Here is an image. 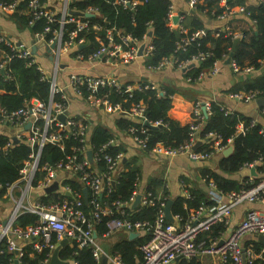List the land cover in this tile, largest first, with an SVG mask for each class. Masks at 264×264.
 Masks as SVG:
<instances>
[{
  "label": "built area",
  "instance_id": "2783aa9c",
  "mask_svg": "<svg viewBox=\"0 0 264 264\" xmlns=\"http://www.w3.org/2000/svg\"><path fill=\"white\" fill-rule=\"evenodd\" d=\"M21 1L23 0H0V8L5 12H14ZM53 1L55 5L49 4L46 0H26L23 8L26 10L28 24L33 25L41 19L43 21L42 29L36 30L33 34L32 45L35 50L41 48L50 55L49 67L38 62L36 52H33L30 47L18 49L9 38L0 33V45L3 44L9 49L7 51L0 46V70L3 72V78L12 79L8 63L12 57L19 56L28 60V64H34L40 73V78L49 83L47 101L34 98L10 111L0 106V123L20 126L21 129L16 138L25 140L31 146L30 153L20 168L19 177L13 182L0 184V189L4 188L2 196L11 204L8 217L0 218V243L4 241L8 251L15 253L17 250L15 256L11 258L10 264H21L19 256L25 243L31 244L32 249L36 252L48 247L49 253L43 259V264H48L51 252L64 238L71 242L72 246L75 244L78 248H91L95 261L101 262L104 252L96 241V225L103 216H113V218L107 222V230L101 235L102 237H108L115 230L148 233V238L138 247L142 258L137 264H168L176 258H198L207 254L216 255L223 264H259L258 261L262 259V253L252 245L242 246L240 239L246 233L264 235V212L256 209L246 210L243 219L230 229L228 234L210 243L200 239L199 235L209 231L218 222L227 226L230 222V213L238 204L264 202L263 156L253 163L245 164L263 165L261 176L256 181L248 180L246 182L250 185L223 192L217 187L214 180L209 179V188L216 190L218 194L216 198H212L215 203L212 205L201 203L190 211L186 221H183L177 214L173 215L174 222H168L164 212L166 197L162 193L152 195L149 191L140 190L138 177L134 189L126 200H113L110 204L100 202L99 198L104 189L109 191L114 186L113 183L115 184L117 175L123 170L125 152L110 150L120 145L114 136L109 137L98 146L89 142L87 134L89 125L81 122L77 116L68 111L71 94L83 100L91 108L100 107L107 112L128 114L136 118L140 122V126H130L127 132L143 148L146 138L140 137L139 134L147 133L149 128L147 123L153 126H159L162 123L160 121L151 123L147 120L142 101L133 104L127 110L120 102L112 104L108 99V94L102 92L105 87L118 91L121 89L130 91L132 89L129 85L121 83L111 76L71 71L63 65V56L69 55L68 58L72 60H84L92 65L97 62L127 64L139 56L146 59L153 46L147 35H144L142 40L119 30H116V35H114L115 27L113 26L104 29L105 33L102 39L99 32L103 26L90 24L88 17L85 16V14L97 13L96 7L87 6L84 11L73 14L72 12L77 11L71 5L72 0ZM144 1L146 0H113V3L133 9L136 4ZM239 10H243V8L240 7ZM229 13L230 10L219 16L223 17ZM167 17L169 23L172 24L174 14L171 6ZM177 21L179 30L186 33L187 31L182 25L183 16H177ZM68 24H72V27L67 28ZM90 28L95 32L98 46L93 52L84 54L79 51V46L88 40L86 32ZM227 33L234 39L241 35L237 32L228 31ZM202 34L203 29H196L190 34L186 33V36L177 41V48H185L190 41ZM140 45H143L141 54L138 53ZM208 55V52H198L182 61L171 56L163 57L157 65L148 67L163 69L171 66L184 71L190 64H197ZM228 57L229 54L225 56V58ZM218 63L219 60H215L207 72H199L194 79H200L206 73H217ZM228 63L235 72H250L252 70V66L240 67L232 57L229 58ZM60 74L65 77L64 81L61 80ZM186 80L193 79L186 77ZM143 87L155 89L157 95L163 94V91L155 84L147 82ZM229 95L241 101H250L256 98L254 91H237L231 92ZM218 105L224 108L227 113L232 112L223 105ZM210 113L211 104L209 102L195 101L191 110V121L188 124V142L178 147L164 146L162 142H157L152 151L169 158L186 155L193 162L210 159L215 153L221 152L231 144L233 135L228 137L224 143L223 137L219 133L209 131L201 138L203 147L193 149L196 137L199 136ZM60 115H64L63 120L59 118ZM27 122H30L28 128L25 127ZM255 122L256 120L252 118L249 121V126L254 125ZM164 125L166 126V124ZM246 128L243 121L240 120L235 125L234 134H244ZM259 132L264 137V127H261ZM69 138L73 139L75 143L67 145L66 140ZM11 141L9 140L4 145L3 151L11 145ZM48 143L56 145L66 152L59 161L53 164H40L42 149ZM66 148L68 149L66 150ZM89 149L92 150L91 160L87 155ZM64 179L78 181L81 188L77 189L70 184H65ZM54 181L57 182V188L46 192L45 188ZM181 183L182 195L189 198L190 194L187 190L189 185L184 181ZM83 188H87V199L92 206L88 213L82 209ZM163 188H167L165 183H163ZM33 190H39L43 192V195L35 200L31 196ZM138 194L140 195L138 207L157 204L156 215L152 221L131 218V211H133L131 204ZM50 195H56L57 198H50L48 202H42L41 198ZM24 212L36 214L38 216L37 223L24 226L16 224V218ZM53 236L55 241H53ZM106 256L107 264H126L120 254L108 253ZM70 264L78 263L72 258Z\"/></svg>",
  "mask_w": 264,
  "mask_h": 264
},
{
  "label": "trees",
  "instance_id": "16d2710c",
  "mask_svg": "<svg viewBox=\"0 0 264 264\" xmlns=\"http://www.w3.org/2000/svg\"><path fill=\"white\" fill-rule=\"evenodd\" d=\"M220 2L221 0H198L195 5V11L205 13L211 17H218L234 6L240 5L244 7V10L255 21L256 32L251 33L247 42L242 37L238 38L239 42L235 45L232 58L240 67L251 65L254 69H258L260 67L259 59L264 57V7L262 6L264 0L249 7L244 5V0H227L224 6H220ZM25 4L26 0L21 1L13 16L32 29V32L41 30L43 27L42 19L36 21L33 25L28 24V17L22 14V9L25 7ZM71 5L75 7L77 12L84 11L87 6L97 8V13L89 16L87 19H89L92 25L97 24L103 26L99 32L102 39L104 38V29L111 26L115 27L114 35H116V30L122 33H130L138 40H142L144 35H147L153 46L150 54L144 60L147 66L157 65L163 57L171 56L178 59V61H182L198 52H208L209 55L205 59L184 71L182 70L185 77L194 79L199 72L209 70L215 60L223 61L224 57L231 52L234 38L227 33V30L205 29L203 22L195 17L191 21L188 27L189 29L187 28L186 33L190 34L196 29H203V34L190 41L185 48H177V41L181 37L186 36V33H183L179 29L173 30L170 28L167 17L170 0H146L136 4L133 9L114 4L113 0H72ZM71 27L72 24L67 25V28ZM148 32H151V34L148 35ZM242 34L244 35V32ZM86 37L91 43L88 47L79 49L83 53H87L91 49H96L98 46L95 40L94 30L90 28L86 32ZM0 46L9 51L3 44ZM245 56L249 57L247 63L244 61ZM8 69L11 71L12 79L0 77V88L5 91V93L0 95V106L10 111L19 108L31 98L47 101L49 83L40 78V73L34 64H28V60L23 57L14 56L8 63ZM145 83L147 81L140 82L139 87L130 91H125L124 89L118 91L105 87L102 89V92L108 94V99L112 104L120 102L127 110L133 104L142 101L145 106L144 115L147 120L151 123L156 121L162 123V125L153 128L149 127L146 134H139L140 137L146 138L145 150L151 151L157 142H162L164 146L170 147H178L187 143L189 140L188 125L181 126L168 115V110L171 107V94L174 89L161 86L160 89L163 91V94L157 95L155 89L144 88ZM239 89H242L244 92L254 91L257 98H264V72L257 76L247 78L240 86L234 88L233 91L236 92ZM260 108L263 111L261 114L264 115V106ZM77 119L89 125L87 133L88 140L94 146H98L113 136L111 131L101 124H89L87 119L82 116H77ZM251 119L236 112L227 113L218 104L211 103V113L207 117L200 134L203 137L205 133L215 131L223 137L224 143L228 137L233 135L231 143L233 148L232 152L219 161V165L223 170L234 173L242 165L253 163L260 156L264 157V137L259 132L262 125L256 121L254 125L249 126ZM240 120L247 127L246 131L244 134H234L235 125ZM115 126L120 130H127L130 126H140V122L128 114H122L118 117L117 115L115 116ZM9 140H11L9 136L0 134V184L2 185L13 182L19 177V171L23 165V161L27 159L31 150V146L25 140H18L15 143L11 141V145L3 151L4 145ZM117 140L119 141L118 138ZM71 143H75V141L71 138L66 140L67 145ZM202 147L203 144L198 149ZM110 150L112 152L118 150L124 151L121 143L118 147H113ZM65 152L56 145L50 143L45 144L40 155V164H53L59 161ZM258 167L260 170H263V165H259ZM139 174V169L134 162L124 161L123 170L117 175L114 186L109 191L106 188L104 189L99 198L100 202L110 204L113 200H126L134 189L135 181ZM200 174L205 179L212 178L221 191L237 190L242 186L250 185V183L239 184L233 179L224 178L204 167L200 169ZM182 180L187 183L185 177H182ZM64 183L70 184L77 189L81 188V184L78 181L64 179ZM163 183L162 178L152 177L148 180L145 190L151 192L152 195H156L159 189L163 187ZM187 190L190 197L185 198L183 195H179L172 199L170 207L172 214L180 215L183 220H186L190 211L197 208L201 203L208 204V198L205 196L203 190L190 186ZM3 192L4 188H1L0 195ZM162 194L166 197L167 201L169 198L167 192L164 190ZM50 198L55 199L57 196L50 195L43 197L41 200L42 202H48ZM82 201V209L88 213L92 207L90 201L85 198ZM156 209L157 204L140 206L136 211H131L130 216L133 219L152 221L155 218ZM112 218L113 216L102 217L96 225L97 236H100L107 230V222ZM37 221L38 216L36 214L24 212L16 218L15 222L20 226H24L27 224H35ZM224 228V223L218 222L209 231L202 233L200 238L208 233L210 236H219L217 233L224 230ZM146 238H148L147 232L133 238L125 237L115 242L111 246L110 252L120 254L126 264H137L142 258L141 251L138 247ZM53 241H55L54 236ZM0 249V264H10L11 258L15 256V253L6 249L4 241L0 243ZM255 249L257 250V248ZM21 252L19 256L21 264H43V259L49 253V249L48 247H44L40 252H36L32 249L31 244L25 243L21 248ZM58 256L61 260L68 261V264L71 263L72 258L78 264H100V262L97 263L93 258L91 248H78L75 244L73 246L68 244L61 246L58 251ZM176 264H201V262L196 258L180 257Z\"/></svg>",
  "mask_w": 264,
  "mask_h": 264
},
{
  "label": "crops",
  "instance_id": "0c3cea01",
  "mask_svg": "<svg viewBox=\"0 0 264 264\" xmlns=\"http://www.w3.org/2000/svg\"><path fill=\"white\" fill-rule=\"evenodd\" d=\"M46 1L51 5H55V2L53 0ZM197 1L198 0H170V6L172 7V12L174 16H183L182 25L184 26L186 31L187 28L190 26L191 21L195 17L198 18L201 22H203L205 29H220L237 32L241 34L239 38L242 37L245 42L249 40V37L252 32H256L255 21L249 16V13L244 10V7L237 5L230 8V13L223 17H211L205 13L195 11V5ZM226 2L227 0H221L220 6H224ZM258 3H260V0H244V5L248 7L256 5ZM240 7H242L243 10H239ZM14 13L15 11L5 12L0 8V33L9 38L11 43H13L16 48L23 49L26 47H30L33 50L32 43L34 32H32V29H30L27 25H24L20 20L14 17ZM22 14L26 16V10L22 9ZM169 25L170 28L173 30L179 29L178 21L172 22V24L169 23ZM242 32H244V35L242 34ZM87 41L89 43L87 44V46H85V48L88 47L91 43L89 39ZM94 50L95 49L88 50L87 53H91ZM33 52H36L35 54L37 56L38 62L49 67L50 55L45 50H41V48H38L35 51L33 50ZM68 57L69 55L67 57L63 56V65L67 67V69L74 72L93 73L102 74L104 76H111L118 79L121 83L128 84L131 89L136 88L139 83L143 81L155 84L159 88L161 86H164L170 89H174L173 93L171 94V107L168 110V115L171 119L178 122V124L181 126H187L189 124V122L191 121V110L193 104L195 101L200 100L202 102H209L210 104H221L232 112L243 114L247 117L255 119L256 121L261 123V127H264V116L261 114V112L263 111L255 102V99L257 97L250 101H241L236 100L230 97L229 95V93L234 92V88L240 86L247 78L257 76L264 72V57L259 59L260 67L258 69H254L252 66V70L250 72L233 71L230 64L225 62L226 58L224 57L223 61L219 60V68L217 73H206L202 78L193 79L191 81L186 80L183 71L175 67L167 66L163 69L149 68L145 64V59L142 56L137 57L135 60L127 64L119 62H97L93 65L84 60L75 61ZM248 60L249 57L245 56V63H247ZM0 72V77L3 78V72L1 70ZM60 76L62 75L60 74ZM61 80L64 81L65 77L62 76ZM238 91L243 90L239 89ZM3 93H5L4 89L0 88V95ZM31 99H29L28 101H30ZM68 111L72 115L85 117L89 124H101L105 126L111 131L112 135L115 138L119 139L125 152V161L128 160L134 162L136 167L139 169L140 174L138 175V178L140 190H145V186L147 185V182L150 178H162L167 188L161 187L157 194L162 193L165 190L169 197L168 200L173 199L179 195H182L183 189L181 182L183 181L181 179L182 177H185L187 180V185L192 188H200L205 192V196L208 198V205H212L215 203L212 198H216L218 194L216 193V190L210 189L208 186V180L212 178L205 179L201 176L200 170L199 174L193 171L194 167H198L199 162L191 161L186 155H176L169 158L161 154H155L152 149L151 151L145 150V148L140 147L133 140L132 136L127 132V130H120L116 128L115 116L117 115L118 117L122 114L107 112L100 107L91 108L87 106L83 100L75 98L74 96H72V94L68 104ZM20 129L21 127L17 125L0 123V134L9 136L11 140L13 137H16ZM201 138V134L196 137L195 143L198 141L200 142V144L197 145L196 148H198L202 144ZM223 150L221 152L215 153L210 158L213 159V161L209 163L208 169L211 168V171L219 174L224 178L233 179L239 184H245L248 180L256 181L261 176L262 170L259 169V164L255 166L244 164L239 167L238 171L234 173H230L223 170L219 165L220 159L226 157L222 153ZM42 195L43 192L39 190H33L31 194V196L35 200H38L39 197ZM224 200L225 198L223 196V201ZM138 206L139 205H137V207L135 208L131 207V209H133V211H136L138 209ZM248 209H256L261 212H264V202H242L238 204L235 208H233L230 213L229 224L227 226L226 224H224V230H221L217 233L219 236H210L208 233L202 236L201 238L200 234L199 238L204 239L210 243L213 240L225 236L226 234H228L230 229L235 227L243 219L244 214ZM10 210L11 204L9 200H7L1 194L0 218H7L10 213ZM181 219L183 220L182 217ZM167 221L174 222L169 220ZM129 233L130 232H127L125 230H115L108 237H102L101 234L100 236H97V238H102L100 240V243L103 252L106 254H113L110 252L111 246L115 242L125 237H129ZM135 233H137L136 236L142 234L141 232ZM66 244L72 246L71 242L69 241H67ZM240 244L242 246L252 245L254 248H257V250L262 253V259H259L258 262L259 264H264V240L259 238L258 234L246 233L240 239ZM178 259L176 258L168 264H176ZM196 259H198L201 264H223L217 259L216 255L207 254L202 255L201 257H198Z\"/></svg>",
  "mask_w": 264,
  "mask_h": 264
},
{
  "label": "water",
  "instance_id": "95a60500",
  "mask_svg": "<svg viewBox=\"0 0 264 264\" xmlns=\"http://www.w3.org/2000/svg\"><path fill=\"white\" fill-rule=\"evenodd\" d=\"M262 6L264 7V4H262ZM72 13H73V14H78V12H72ZM93 15H94L93 13L85 14V16H87V17H89V16H93ZM176 21H177V16H174V17H173V22H176ZM150 34H151V32H148V35H150ZM238 40H239L238 38H235V39L233 40L232 48H231V52L229 53V57L226 58V60H225L226 63H228L229 58L232 57V55H233V51H234V49H235V44L238 42ZM88 43H89V42L87 41L85 44L80 45L79 48H84L85 46H87ZM142 49H143V45H140L139 50H138V53H139V54H141ZM33 50L35 51V47H33ZM192 65H194V64H190L187 68L191 67ZM0 73H1V72H0ZM255 102H256V104H257L259 107L264 106V98H263V97L256 98V99H255ZM59 118H60L61 120H63V119H64V115H60ZM29 125H30V122H27L26 125H25V127L28 128ZM147 126L150 127V128L156 127V126H153V125H151V124H149V123H147ZM18 140H19V139H17L16 137H13V138H12V141H13L14 143L17 142ZM199 144H200L199 141L196 142V143L193 145V149H195V148L197 147V145H199ZM231 152H232V145H230V146H228L226 149H224L222 153H223L224 156H228ZM87 155H88V158L91 160V155H92V150H91V149H89V150L87 151ZM123 161H125V158L123 159ZM252 170H253V169H252ZM113 185H114V183H113ZM56 188H57V182L54 181L49 187L45 188V191H46V192H50V191H52V190H54V189H56ZM82 191H83L84 198L87 199V196H88V190H87V188H83ZM139 199H140V195L138 194V195L136 196L135 200L133 201V203L131 204V207H132V208L137 207V205L139 204ZM171 203H172V199H169V200L167 201L166 205H165L164 212H165V218H166L167 220H169V221H174L173 216H172V212H171V209H170V207H171ZM136 235H137V233H135V232H130V233H129V238H133V237L136 236ZM259 238H261L262 240H264V235H262V234L259 235ZM66 242H67V239L64 238L63 240H61V241L59 242V245H58L57 247L54 248V250H53V252H52V254H51V258H50L48 264H68L67 261H63V260H61V259L58 257V251H59L60 246L66 244ZM15 253H17V250H15ZM177 259H178V258H177ZM100 264H107V256H106V254H103V255L101 256V263H100Z\"/></svg>",
  "mask_w": 264,
  "mask_h": 264
},
{
  "label": "rangeland",
  "instance_id": "374dc122",
  "mask_svg": "<svg viewBox=\"0 0 264 264\" xmlns=\"http://www.w3.org/2000/svg\"><path fill=\"white\" fill-rule=\"evenodd\" d=\"M213 161V159H206V160H203V161H199V165H198V167H194L193 168V171L195 172V173H198L199 174V170H200V168H202V167H207V168H209L208 166H209V163L210 162H212ZM211 169V168H210ZM102 238L101 237H98L97 239H96V241L98 242V244L99 245H101V243H100V240H101Z\"/></svg>",
  "mask_w": 264,
  "mask_h": 264
}]
</instances>
